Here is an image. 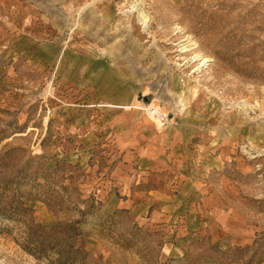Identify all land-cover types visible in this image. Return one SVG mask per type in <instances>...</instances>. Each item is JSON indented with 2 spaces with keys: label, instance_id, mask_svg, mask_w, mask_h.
<instances>
[{
  "label": "rangeland",
  "instance_id": "obj_1",
  "mask_svg": "<svg viewBox=\"0 0 264 264\" xmlns=\"http://www.w3.org/2000/svg\"><path fill=\"white\" fill-rule=\"evenodd\" d=\"M0 264H264V0H0Z\"/></svg>",
  "mask_w": 264,
  "mask_h": 264
},
{
  "label": "crops",
  "instance_id": "obj_2",
  "mask_svg": "<svg viewBox=\"0 0 264 264\" xmlns=\"http://www.w3.org/2000/svg\"><path fill=\"white\" fill-rule=\"evenodd\" d=\"M155 107L159 108L158 106ZM164 123H160L146 116V114L136 122L141 130L147 129V135L144 133L142 135L144 137L143 144L145 145L141 148V153L147 160H150L151 167L156 169L175 167L172 162H174L176 141L180 133L174 123L170 124L171 126H168V131H166L167 126L162 128Z\"/></svg>",
  "mask_w": 264,
  "mask_h": 264
},
{
  "label": "built area",
  "instance_id": "obj_3",
  "mask_svg": "<svg viewBox=\"0 0 264 264\" xmlns=\"http://www.w3.org/2000/svg\"><path fill=\"white\" fill-rule=\"evenodd\" d=\"M148 113L152 116L156 121L160 123H164L167 120V114L160 111L159 108L152 106L148 109Z\"/></svg>",
  "mask_w": 264,
  "mask_h": 264
},
{
  "label": "bare ground",
  "instance_id": "obj_4",
  "mask_svg": "<svg viewBox=\"0 0 264 264\" xmlns=\"http://www.w3.org/2000/svg\"><path fill=\"white\" fill-rule=\"evenodd\" d=\"M152 104L154 105V106H158L159 107V103H158V100H153V102H152ZM164 108V107H163ZM166 110V109H165ZM147 115L150 117V118H152V119H154L152 116H150L148 113H147ZM155 120V119H154Z\"/></svg>",
  "mask_w": 264,
  "mask_h": 264
}]
</instances>
